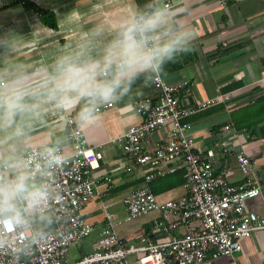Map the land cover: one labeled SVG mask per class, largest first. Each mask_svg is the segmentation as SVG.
<instances>
[{
	"label": "crops",
	"instance_id": "0c3cea01",
	"mask_svg": "<svg viewBox=\"0 0 264 264\" xmlns=\"http://www.w3.org/2000/svg\"><path fill=\"white\" fill-rule=\"evenodd\" d=\"M166 5L174 15V23L189 25L196 38L193 51L165 66L160 75L162 80L167 84H186L188 90L178 95L180 106L196 107L229 96L225 102L201 107L185 118L190 124L186 135L192 139L198 154L213 151V168L229 184L243 183L246 177L237 167L236 153L243 152L251 160L249 177L259 188V194L246 202V209L264 217V0H225L224 5L221 0H27L24 3L0 0V80L9 83L25 80L35 91L46 75L45 70L50 72L59 57L82 53L83 58H99L118 26L133 13ZM148 79L142 75L127 95L95 113L92 123L78 126L88 146L100 151L102 159L100 168L93 174L100 195L83 209L84 217L95 231L85 239L76 260L96 246L97 231L105 224V212L117 221L124 219L122 198L142 183L141 173L126 172L132 162L112 140L140 123L135 103L156 96L157 90ZM26 102L33 111L17 117L18 123L22 120L26 135L0 145V151L14 146L15 154L24 156L31 147L50 144L70 154L71 147L65 140V118L79 113L84 101L67 108L57 106L46 96L35 99L29 96ZM8 132L0 131V139ZM163 134L158 131L147 136L142 143L143 151H152L162 142ZM180 171L183 172L182 169L176 172ZM168 175L172 174L153 180L151 189H159L160 179ZM106 176L113 182L110 188H106L103 180ZM182 184L157 193V199L165 201L184 195ZM156 216L157 213H152L121 224L116 232L127 241L141 235L162 240L183 234V228L167 235L150 233ZM32 219L38 230L36 218ZM204 264H264V230L255 231L243 240L241 251L232 257H219Z\"/></svg>",
	"mask_w": 264,
	"mask_h": 264
},
{
	"label": "built area",
	"instance_id": "2783aa9c",
	"mask_svg": "<svg viewBox=\"0 0 264 264\" xmlns=\"http://www.w3.org/2000/svg\"><path fill=\"white\" fill-rule=\"evenodd\" d=\"M224 4L225 0H221V5ZM151 82L157 90L156 96L135 103L140 123L112 140L132 162L126 172L142 175L140 186L122 198L124 219L117 221L105 212V224L97 231L96 246L81 258L68 261L69 247L95 231L84 217L83 209L100 195L93 174L100 168L102 159V153L88 146L83 131L78 128V113H72L65 118V140L71 147L70 154H65L61 147L42 144L29 148L23 156L26 158L48 146L62 157V163L49 170L50 175L38 177V182L48 185L50 196L46 208L36 216L50 218L54 227L40 233L32 217L28 230L0 223V264H204L219 257H232L241 251L243 240L255 231L264 230V217L246 209V202L259 194V188L249 177L251 160L243 152L236 153L237 167L246 177L243 183L229 184L213 168V151L198 154L192 139L186 135L190 124L185 118L201 107L225 102L229 96L196 107L180 106L178 95L188 90L185 83L167 84L161 76ZM108 107L110 103L97 106L95 113ZM158 131L164 132L162 142L152 151L144 152L143 141ZM179 169L183 170L184 195L159 201L150 183ZM103 180L106 188L112 186L109 177ZM152 213L157 216L150 233L167 235L183 228V234L162 240L141 235L128 241L117 234V226Z\"/></svg>",
	"mask_w": 264,
	"mask_h": 264
},
{
	"label": "clouds",
	"instance_id": "9594fccd",
	"mask_svg": "<svg viewBox=\"0 0 264 264\" xmlns=\"http://www.w3.org/2000/svg\"><path fill=\"white\" fill-rule=\"evenodd\" d=\"M195 38L189 25L174 23L170 9L151 7L120 24L99 58H83L82 53L59 57L35 91L25 80H0V131L11 129L0 145L26 135L22 120L17 122L33 111L26 97L46 96L61 108L84 101L77 119L81 125L90 124L98 105L127 95L142 75L150 78L147 82L162 75L169 62L194 50ZM42 147L26 158L16 155L14 146L0 151V223L28 230L29 218L46 208L49 187L38 177L50 175L62 157L55 148Z\"/></svg>",
	"mask_w": 264,
	"mask_h": 264
},
{
	"label": "trees",
	"instance_id": "16d2710c",
	"mask_svg": "<svg viewBox=\"0 0 264 264\" xmlns=\"http://www.w3.org/2000/svg\"><path fill=\"white\" fill-rule=\"evenodd\" d=\"M139 82L140 81L137 80L133 85H136ZM183 182H184L183 172H181V171L180 172H176V173H174L172 175H168V176L160 179V181L158 183L159 189L156 187V189L154 188V189H152V191L156 195L157 193H159L161 191H165V190H168V189L176 188V187L180 186ZM154 184H156V182H154ZM154 184H152V186ZM35 218H36V222H37L38 231L40 233H44L46 231H49V230L53 229L54 222L50 218H48V217H39V216H36Z\"/></svg>",
	"mask_w": 264,
	"mask_h": 264
},
{
	"label": "rangeland",
	"instance_id": "374dc122",
	"mask_svg": "<svg viewBox=\"0 0 264 264\" xmlns=\"http://www.w3.org/2000/svg\"><path fill=\"white\" fill-rule=\"evenodd\" d=\"M117 207L121 208L120 204H118ZM84 242L85 240L76 241L69 247V257H68L69 262H73L76 260L80 252H82V247L84 246L83 244Z\"/></svg>",
	"mask_w": 264,
	"mask_h": 264
}]
</instances>
